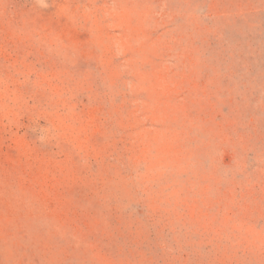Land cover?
I'll list each match as a JSON object with an SVG mask.
<instances>
[{
	"label": "rangeland",
	"instance_id": "rangeland-1",
	"mask_svg": "<svg viewBox=\"0 0 264 264\" xmlns=\"http://www.w3.org/2000/svg\"><path fill=\"white\" fill-rule=\"evenodd\" d=\"M0 264H264V0H0Z\"/></svg>",
	"mask_w": 264,
	"mask_h": 264
}]
</instances>
